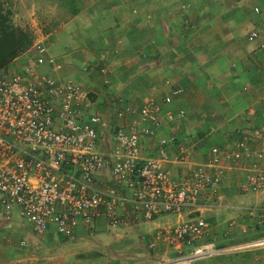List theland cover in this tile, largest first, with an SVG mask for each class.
Returning <instances> with one entry per match:
<instances>
[{
    "label": "crops",
    "instance_id": "0c3cea01",
    "mask_svg": "<svg viewBox=\"0 0 264 264\" xmlns=\"http://www.w3.org/2000/svg\"><path fill=\"white\" fill-rule=\"evenodd\" d=\"M3 1L2 28L18 35L20 27L36 24L34 2L10 0L5 7ZM88 1L82 12L67 10L77 16L78 29L65 28L61 21L58 26L64 31L47 33L44 55L53 63L40 65L41 72L82 85L95 102L90 112L108 120L114 108H137L149 98L157 102L158 123L150 126L152 135L141 143L149 155L159 140L174 137L164 144L165 167L171 175L201 164L211 147L223 150L237 137L258 147L256 134L264 137V0ZM250 31L256 33L251 40ZM51 42L68 50L53 55L48 52ZM31 43L6 66L30 57L26 52ZM173 90L178 93L171 95ZM166 95L170 101L163 103ZM178 110L183 112L180 119L165 115ZM131 119L127 113L117 122ZM225 164L224 180L214 192L207 190L198 210L191 213L206 222L202 241L214 243L216 253L179 264H264V246L237 250L229 246L262 234L255 207L264 200V190L242 191L243 169ZM191 214L162 215L144 221V226L124 221L116 228L96 220L88 228L79 227L71 240H55L52 225L36 234L16 209L5 220L0 204V264H151L153 250L165 245L156 240L149 248L146 242L159 239L158 228Z\"/></svg>",
    "mask_w": 264,
    "mask_h": 264
},
{
    "label": "built area",
    "instance_id": "2783aa9c",
    "mask_svg": "<svg viewBox=\"0 0 264 264\" xmlns=\"http://www.w3.org/2000/svg\"><path fill=\"white\" fill-rule=\"evenodd\" d=\"M255 37L253 31L247 35L249 40ZM45 52L39 39L26 52L35 53L34 58L24 56L15 66L0 67V204L5 220L16 209L36 234L52 225L56 234L73 239L79 227L96 220L116 228L124 221L191 214L198 210L200 197L224 180L225 162L245 171V190H264L263 136L256 134V149L245 137L235 138L223 150L213 146L204 162L171 175L164 144L174 137L159 140L149 155L141 143L158 123L157 102L149 98L137 108H114L110 120L92 113L95 102L82 85L39 70L53 63ZM169 101L168 95L162 99ZM127 113L132 119L118 123ZM182 113L165 115L177 120ZM255 209L264 230V200ZM206 226L201 216L191 214L158 228L159 239H150L149 247L159 240L177 255L161 257L155 264L214 255L212 242L202 241ZM244 246H264V235Z\"/></svg>",
    "mask_w": 264,
    "mask_h": 264
},
{
    "label": "rangeland",
    "instance_id": "374dc122",
    "mask_svg": "<svg viewBox=\"0 0 264 264\" xmlns=\"http://www.w3.org/2000/svg\"><path fill=\"white\" fill-rule=\"evenodd\" d=\"M17 1H18V3H21L23 1L25 5H27L29 2H34L33 3L34 4L33 8L37 7V10L35 11V13L37 14V16H36V20H37L36 21V24L33 25V26H31V27H28V28L20 27V31H18L19 36H23L24 37V38H22V42L24 41L25 44L27 43L28 40L30 41L31 39H32V41L33 40H39V39L40 40H43V42L46 41L47 40L46 35H47V33L49 31L52 32L54 30L56 31V30H59V29H62L64 31V27L67 28V26H68L69 29L71 28L72 30H75V29H78L79 28L78 21H76V20H78L76 18L77 16H72L71 14L68 13V11H67L68 9L64 5V0H17ZM3 2L5 4V7H7L11 3L10 0H5ZM84 4L85 5L86 4H89V1L88 0H85V1L84 0H81L80 1L79 0L75 4V7H76L77 11L81 9L80 12H82L83 9L85 8ZM79 6L81 8H79ZM90 12L91 11H85L83 14L89 13L90 16H91V13ZM61 21H65L66 22V26L65 25H64V27L58 26V24H60ZM0 29H2V26H0ZM5 29L8 30L9 28L7 27ZM23 29H25V30H23ZM11 30H13V29H11ZM28 35H30V37H28ZM84 36H85V38H87V36L90 37V34H88L87 32H84ZM30 43L31 42H29V44ZM51 43L52 44H49L48 45V52L51 53V54H53V55L56 54V55L62 56V54L65 51L68 50V48L64 49V47H61V45L60 44H57L56 42H51ZM28 45L27 46H23L21 44V46L19 48V51H20L19 53L24 52L26 50V48L28 47ZM105 49H107V47H105ZM78 50H79V48H77L75 50V52H79ZM35 55H36L35 53H31L30 57L31 58H34ZM76 55L78 56L79 54H76ZM69 61H71L73 64L74 63L78 64V60L75 61L74 59H71ZM48 73H50V72H48ZM70 77L71 78H74V75L71 74ZM243 173H244V175H243V178H244L246 173H245V171H243ZM240 189L242 191H244V192H251V191L245 190L243 188V185L242 184H241V188ZM92 224H93V222L90 225H92ZM140 224L141 225L143 224V226H144L146 223L144 221H140ZM90 225L88 227H90ZM88 227H84V228H88ZM256 228L257 227H255V225L252 226V229L253 230L256 229ZM261 229H262V227H261ZM263 235H264V230H263L262 234L260 236H258V237H261ZM258 237L252 238L251 240L256 239ZM60 238H61V235L57 234L56 237H55V240L56 239L58 240ZM247 242H248V240L241 241V242H235V243L234 242L233 243L229 242V246L234 247L236 250L237 249H245V248H248V246H244V244L247 243ZM149 243L150 242H146V246L147 247L149 246ZM214 245L215 244L213 243V247H214V249H216ZM252 247H254V246H252ZM149 248H152V247H149ZM164 248H165V246H163L162 244H159L158 245V248H156V249L153 250L154 253H155V255H153L154 256V259L151 261L152 262L151 264H155L156 261L159 260L161 257H166V258L171 259L175 255H177V253L175 251L171 250L170 248H167V250L163 251ZM151 252H152V250H151ZM204 258H206V257H204ZM199 259H201V258H199Z\"/></svg>",
    "mask_w": 264,
    "mask_h": 264
},
{
    "label": "trees",
    "instance_id": "16d2710c",
    "mask_svg": "<svg viewBox=\"0 0 264 264\" xmlns=\"http://www.w3.org/2000/svg\"><path fill=\"white\" fill-rule=\"evenodd\" d=\"M79 0H64V5L69 9L70 11H77L75 4ZM0 67L5 66L11 59L19 54V48L21 44L23 46H27L29 44V40L25 44L24 41L22 42L23 36H19L13 33L15 30H11L9 28L8 30L5 28L0 29ZM26 37V36H25Z\"/></svg>",
    "mask_w": 264,
    "mask_h": 264
}]
</instances>
